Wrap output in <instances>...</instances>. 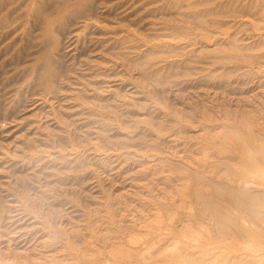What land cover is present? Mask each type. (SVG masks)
Returning <instances> with one entry per match:
<instances>
[{
	"label": "rangeland",
	"instance_id": "obj_1",
	"mask_svg": "<svg viewBox=\"0 0 264 264\" xmlns=\"http://www.w3.org/2000/svg\"><path fill=\"white\" fill-rule=\"evenodd\" d=\"M263 1L0 0V264H264Z\"/></svg>",
	"mask_w": 264,
	"mask_h": 264
},
{
	"label": "bare ground",
	"instance_id": "obj_2",
	"mask_svg": "<svg viewBox=\"0 0 264 264\" xmlns=\"http://www.w3.org/2000/svg\"><path fill=\"white\" fill-rule=\"evenodd\" d=\"M261 2V1H260ZM263 4H264V1H263ZM261 5H262V2H261ZM259 7V6H258ZM262 6H260V8H261ZM261 10V9H260ZM263 10V14H264V8L262 9ZM262 14V15H263ZM263 17V16H262Z\"/></svg>",
	"mask_w": 264,
	"mask_h": 264
}]
</instances>
